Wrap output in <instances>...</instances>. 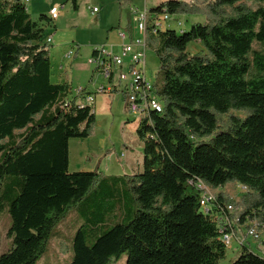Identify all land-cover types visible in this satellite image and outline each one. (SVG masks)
<instances>
[{"label":"trees","instance_id":"trees-1","mask_svg":"<svg viewBox=\"0 0 264 264\" xmlns=\"http://www.w3.org/2000/svg\"><path fill=\"white\" fill-rule=\"evenodd\" d=\"M250 1L257 7L166 0L149 9L201 14L205 22L180 33L148 28L164 109L151 116L153 127L136 128L142 170L106 176L68 169L69 139L89 136L95 113L70 94L69 83L50 80L48 18L38 23L22 0H0V208L7 203L12 239L0 264H36L77 206L85 224L72 238L69 264H110L124 253L125 264H218L225 247L214 220L200 211L198 180L246 186L241 200L231 201V217L264 223V0ZM191 41L205 53L189 54ZM230 110L245 116L219 129L218 115ZM228 200L216 196L220 205ZM231 264H264V256L242 246Z\"/></svg>","mask_w":264,"mask_h":264},{"label":"rangeland","instance_id":"rangeland-1","mask_svg":"<svg viewBox=\"0 0 264 264\" xmlns=\"http://www.w3.org/2000/svg\"><path fill=\"white\" fill-rule=\"evenodd\" d=\"M22 2L29 8L30 12L28 13L32 20L39 23L40 15H45L48 18V20L43 19L42 27L44 40L47 37L51 38L48 43V56L53 72L50 77L51 82L56 83L54 78L61 73L63 82L70 84V94L72 95H74L73 90L76 88H87L89 85H91V88H95L100 82L107 83L100 72H94L93 65H89L87 59L93 49L102 45H105L106 49H110L111 46L114 52L119 51L122 41L118 31L120 29L127 30L129 26L125 25L124 11L119 7L118 0H77V9L73 7L72 0H32L31 6H34L33 9L26 1L22 0ZM55 2L63 4V8H60L61 12L58 19L50 20L48 9ZM241 3L251 9L257 7V4L250 0H241ZM93 7H96L98 12L93 11ZM177 21H181L180 26L177 25ZM204 22L205 18L201 14L179 13L171 14L167 21L169 27L177 33L188 30L195 23ZM131 28L134 37H136L134 22L131 24ZM252 48L258 50L260 46L254 42ZM70 50L73 54L70 58H67V53ZM204 50V47L197 41L189 42L186 47L189 54L205 53ZM57 68H63V70L54 72ZM145 74L151 82L160 85L159 60L153 48L148 45L145 53ZM96 97V100L101 102L102 105L100 109H97L95 115L94 123L97 122V130L94 132L95 134H90L85 138L69 139V171H74V163L78 158L82 160V156H89L92 159L95 157L100 158L99 161L102 167H97L95 171L105 174L101 170H103L107 157L120 159V152L123 151L126 145L125 159H130L135 166V169L130 170L129 173L140 172L142 170L143 143L136 133L137 121L125 110V99L122 93L113 95L97 93ZM244 116L245 112L242 110H230L225 114H220L217 117L218 127L219 129L225 128L231 117L243 118ZM87 163V160H85V164ZM188 189L193 191L191 187H188ZM207 189L213 195L221 194L227 200L229 199L230 203L231 201L232 203L239 202L246 193L236 182H229L225 186L217 188L208 186ZM84 221L79 206L71 209L55 228L45 252L36 264H69L72 256V238ZM235 226H239V224L236 223ZM9 228L10 216L7 211V203H4L0 208V254L7 252L12 247V239L7 235ZM240 228L237 227L238 231L241 232L240 238H243L245 229L242 227V231ZM98 232L100 233V230ZM97 233L94 232L90 235L87 242L91 243ZM245 244L253 253L259 256L264 255L251 238H247ZM240 251L241 247L233 240L231 246L225 248V256L219 260L218 264H231L239 256ZM126 258L127 256L124 253L110 264H125Z\"/></svg>","mask_w":264,"mask_h":264},{"label":"built area","instance_id":"built-area-1","mask_svg":"<svg viewBox=\"0 0 264 264\" xmlns=\"http://www.w3.org/2000/svg\"><path fill=\"white\" fill-rule=\"evenodd\" d=\"M60 8H63V6L53 5L49 9L50 20L57 19ZM96 10V8H93V11ZM170 15L167 12L152 13L148 9L132 11L131 17L135 24L136 37L133 35L132 28L128 31L120 29L118 35L122 43L118 52L106 49V46L102 45L96 47L94 53L89 57V63L107 80V85H101L97 92L122 93L125 99V109L137 121V127L141 124L146 127H153L151 116L161 114L164 109L163 103L157 94V83L151 82L145 74L146 34L149 27L153 31L155 29L170 28L166 26ZM177 25L180 26L181 21H177ZM50 41V37L45 39L46 43ZM72 54L71 50L68 51L67 57L70 58ZM73 92L80 97L79 101L82 105L92 102V96H84V90L81 87L74 89ZM190 183L192 182L190 181ZM239 185L245 192L248 191L246 186ZM194 186L199 191L200 211L214 220L217 226L218 238L225 248H229L233 240L239 247L246 246L245 240L251 238L256 243V247L264 253L263 222L252 218L239 223L237 215L231 217L237 209L233 204H218L216 202L217 195H213L207 189L208 186L200 180L194 182ZM236 223L239 226H235ZM236 227H244L243 238L237 235Z\"/></svg>","mask_w":264,"mask_h":264},{"label":"crops","instance_id":"crops-1","mask_svg":"<svg viewBox=\"0 0 264 264\" xmlns=\"http://www.w3.org/2000/svg\"><path fill=\"white\" fill-rule=\"evenodd\" d=\"M25 1L28 4H30V6L32 5V2H31L32 0H24V2ZM164 1H166V0H118V3L120 4L119 7H121L123 9V11H124L123 15L125 16V25L129 26L128 29L125 30V31H128L131 28V24L133 22L132 17H131L132 11H134V10H144V9H148L149 10L150 8L155 7V6L159 5L160 3L164 2ZM182 1L192 2L193 0H182ZM76 2H77V0H75V4H76V8L75 9H77V3ZM24 5H25V3H24ZM53 5H62L63 6V4H59V3L55 2V3H53L50 6V8ZM25 7H26L27 12H30L29 8L26 5H25ZM31 7L33 9L34 6H31ZM93 8H96V7H93ZM93 8H92V10H93ZM49 9H48V13H49ZM96 12H98V10H96ZM59 16H60V14H59ZM58 17H57V19H58ZM119 17H120V13H119ZM119 24H120V22H119ZM166 26L169 27L168 23L166 24ZM110 50L113 51L111 49V46H110ZM91 54H92V51H91ZM91 54H90V56H91ZM89 57L87 59V62H88L89 65H91L89 63ZM58 70L62 71L63 68L62 69L57 68V69H55L54 72H58ZM94 72H97V71L94 69ZM52 75H53V72H52V68H51V76ZM61 77L62 76H61V73H60L58 77L54 78L55 82L56 83H63L64 80H62L63 78H61ZM101 85H107V83L103 84L102 82H100V84L97 85L95 88H91V85H89L87 88H82L84 90V96H87V95H91L92 96V102L90 104L93 105V111H94L95 115H96L97 109H100L102 107L101 102H98L96 100L97 99L96 95H97V93H99V92H97V89ZM93 87H94V85H93ZM116 93H120V92H114V93H112V95L116 94ZM75 95L76 94L74 93V96ZM123 98H124V96H123ZM79 100H80V97L78 98V101ZM94 124L95 125L93 126L92 131H91L90 134H95L94 132L97 130L96 129L97 122H95ZM136 128H137V125H136ZM125 149H126V145L123 148V151L120 152V159L119 158L118 159H116V158L112 159L110 157L109 158L107 157V159L105 160L104 165H103V170H101V171H103V173H105L103 175L108 176V175H124V174L125 175H132V174H134L133 172L129 173L130 170H134L135 169L134 168L135 166L133 165V163H132V161L130 159H125V156H126ZM68 151H69V142H68ZM142 151H143V144H142ZM109 155H111V153H109ZM68 156H69V162H68V167H69V165H70V154ZM88 157L82 156L81 157L82 160H79V158H78V160H76V162L74 163V168H73L74 171L75 170H78V171H92L93 169L95 170L97 167L100 168L101 163L99 161L100 160L99 157H95L93 159H92V157H89V158ZM85 160H87V162H88L87 164H85ZM82 169H86V170H82ZM122 173H124V174H122ZM241 230L243 231V229H241ZM240 233L241 232L238 231V229H237V235L238 236H240Z\"/></svg>","mask_w":264,"mask_h":264}]
</instances>
